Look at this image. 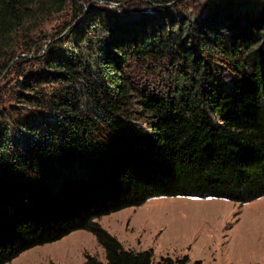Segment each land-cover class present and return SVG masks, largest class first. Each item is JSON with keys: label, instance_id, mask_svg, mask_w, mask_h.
I'll return each instance as SVG.
<instances>
[{"label": "trees", "instance_id": "1", "mask_svg": "<svg viewBox=\"0 0 264 264\" xmlns=\"http://www.w3.org/2000/svg\"><path fill=\"white\" fill-rule=\"evenodd\" d=\"M87 1L72 0L68 43H45L40 69L16 78L19 107L0 103V264L77 229L105 260L82 264H203L153 261L95 219L157 196H264V0L198 13L180 0ZM64 6L0 0V70L17 31Z\"/></svg>", "mask_w": 264, "mask_h": 264}, {"label": "rangeland", "instance_id": "2", "mask_svg": "<svg viewBox=\"0 0 264 264\" xmlns=\"http://www.w3.org/2000/svg\"><path fill=\"white\" fill-rule=\"evenodd\" d=\"M208 1L180 0L176 4L188 13H198ZM126 2L122 1L123 5L131 4ZM71 3L72 0H65L64 8L46 17L38 27L17 31L13 54L0 70L3 107L12 111L19 107L13 94L16 78L27 69H40L37 60L45 54V43L51 40L54 47L64 40L68 43L69 27L75 21L67 25ZM100 3L88 0L83 9ZM135 5L145 7L141 3ZM95 221L122 247L150 249L153 261L161 255L186 254L189 261L200 260L203 264H264V196L242 204L214 197L157 196ZM84 254L105 262L94 236L77 229L58 240L31 247L4 264H82Z\"/></svg>", "mask_w": 264, "mask_h": 264}]
</instances>
